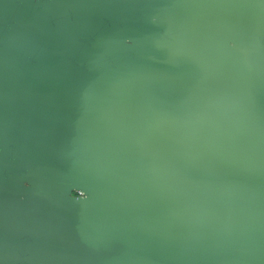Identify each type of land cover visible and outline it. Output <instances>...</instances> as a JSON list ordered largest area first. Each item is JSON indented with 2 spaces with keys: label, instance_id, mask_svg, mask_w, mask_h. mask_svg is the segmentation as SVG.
<instances>
[{
  "label": "water",
  "instance_id": "95a60500",
  "mask_svg": "<svg viewBox=\"0 0 264 264\" xmlns=\"http://www.w3.org/2000/svg\"><path fill=\"white\" fill-rule=\"evenodd\" d=\"M0 264H264V0H0Z\"/></svg>",
  "mask_w": 264,
  "mask_h": 264
},
{
  "label": "clouds",
  "instance_id": "9594fccd",
  "mask_svg": "<svg viewBox=\"0 0 264 264\" xmlns=\"http://www.w3.org/2000/svg\"><path fill=\"white\" fill-rule=\"evenodd\" d=\"M128 43H130V41H129ZM28 186H29V185L26 183V184H25V187H28ZM75 192H80V196H75V195H74ZM70 195H71L72 198H77V199H83V198H85V196H86L85 192H83V191H78V190H73V191L70 193Z\"/></svg>",
  "mask_w": 264,
  "mask_h": 264
}]
</instances>
